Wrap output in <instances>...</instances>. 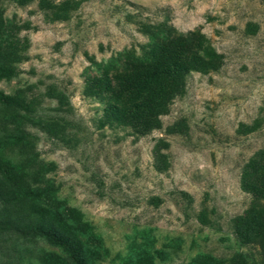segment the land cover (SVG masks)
Masks as SVG:
<instances>
[{
  "label": "rangeland",
  "instance_id": "obj_1",
  "mask_svg": "<svg viewBox=\"0 0 264 264\" xmlns=\"http://www.w3.org/2000/svg\"><path fill=\"white\" fill-rule=\"evenodd\" d=\"M38 1L0 0L28 39L18 74L0 88L36 98L37 117L64 125L66 141L30 127L32 154L62 201L58 210L73 207L86 223L83 231L67 219L95 263L206 256L228 264L244 253L248 264H264L234 226L253 198L242 174L264 151V0H52L67 2L63 18ZM167 30L202 34L221 66L191 72L160 127L144 136L99 127L104 105L84 95L87 75L119 53L140 54L151 33ZM44 251L64 256L42 238L0 234V264H38Z\"/></svg>",
  "mask_w": 264,
  "mask_h": 264
},
{
  "label": "trees",
  "instance_id": "obj_2",
  "mask_svg": "<svg viewBox=\"0 0 264 264\" xmlns=\"http://www.w3.org/2000/svg\"><path fill=\"white\" fill-rule=\"evenodd\" d=\"M38 2L41 8L59 10L55 13L58 18L65 16L62 12L67 2ZM21 28L6 19L0 7V80L15 77L17 64L26 58L28 39L19 36ZM221 64V55L202 34L155 32L140 54L123 52L106 63H96L97 72L87 75L83 93L104 105L99 127L127 129L139 138L160 127L161 116L191 72L214 70ZM38 104L36 98H27L20 91L10 94L0 88V234L42 238L64 255L44 251L38 264H97L95 252L84 247L67 219L83 231L86 223L73 207L66 205L63 211L58 210L62 201L55 196L44 163L32 154L30 127L40 128L50 138L68 140L59 120L37 117ZM241 186L253 198L245 213L234 220L236 238L242 245L257 246L264 260V151L248 162ZM89 240L99 242L92 234ZM128 264L136 263L129 260ZM187 264L224 262L202 256ZM228 264L248 261L244 253H236Z\"/></svg>",
  "mask_w": 264,
  "mask_h": 264
}]
</instances>
